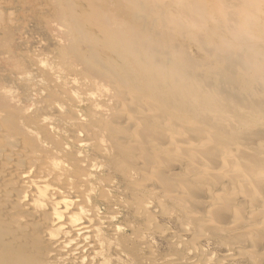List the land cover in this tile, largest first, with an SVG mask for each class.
Segmentation results:
<instances>
[{
	"label": "bare ground",
	"instance_id": "1",
	"mask_svg": "<svg viewBox=\"0 0 264 264\" xmlns=\"http://www.w3.org/2000/svg\"><path fill=\"white\" fill-rule=\"evenodd\" d=\"M49 2L41 85L0 84V264H157L173 216L264 264V0Z\"/></svg>",
	"mask_w": 264,
	"mask_h": 264
},
{
	"label": "rangeland",
	"instance_id": "2",
	"mask_svg": "<svg viewBox=\"0 0 264 264\" xmlns=\"http://www.w3.org/2000/svg\"><path fill=\"white\" fill-rule=\"evenodd\" d=\"M49 3V0H0V10L4 13L0 21V36L6 31H11L13 35L4 46L0 45V84L15 94L22 90H35L41 85L36 67L29 64L27 57L51 58V52L62 44L61 40L43 24L45 19H49L52 20L51 26L56 28L57 23L52 17ZM44 17L46 18L43 20ZM190 50L196 57L195 48L191 46ZM11 70L13 73L9 75ZM133 220L132 216L127 220L122 215L121 219L114 223L119 227L122 226L123 234L131 238L134 231L141 232L140 226L133 224ZM185 222L188 220L185 219ZM160 223L170 226L173 231L165 232L161 237L146 234L145 239L139 241L141 246L147 248L146 246L150 245L156 252L157 264H160L164 258H167V261L162 264H191L180 262L181 256L177 251L193 248L200 254L199 264H207L209 257L212 259L208 264H253L250 257L242 258L237 248L229 247L225 239L214 238L207 234L198 237L200 233L198 226L186 232L179 216L161 217ZM130 224H133L135 230ZM182 238L188 242L195 240V243L194 245L183 243ZM94 246L99 252L105 253L103 256L110 264L117 263V252L121 251V248L107 233L102 236L100 243ZM204 250L208 253L206 260H202L205 256Z\"/></svg>",
	"mask_w": 264,
	"mask_h": 264
}]
</instances>
